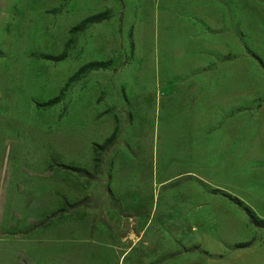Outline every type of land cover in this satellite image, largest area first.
Segmentation results:
<instances>
[{
	"label": "rangeland",
	"instance_id": "1",
	"mask_svg": "<svg viewBox=\"0 0 264 264\" xmlns=\"http://www.w3.org/2000/svg\"><path fill=\"white\" fill-rule=\"evenodd\" d=\"M263 99L264 0H0V264H264Z\"/></svg>",
	"mask_w": 264,
	"mask_h": 264
},
{
	"label": "crops",
	"instance_id": "2",
	"mask_svg": "<svg viewBox=\"0 0 264 264\" xmlns=\"http://www.w3.org/2000/svg\"><path fill=\"white\" fill-rule=\"evenodd\" d=\"M206 12H207L206 8H201V7L194 6L189 11L190 21L188 22V25H190V26H194L195 25L197 27L199 25V20L201 18H205L207 16Z\"/></svg>",
	"mask_w": 264,
	"mask_h": 264
},
{
	"label": "trees",
	"instance_id": "3",
	"mask_svg": "<svg viewBox=\"0 0 264 264\" xmlns=\"http://www.w3.org/2000/svg\"><path fill=\"white\" fill-rule=\"evenodd\" d=\"M263 101H264V99H263ZM47 103H52V100L48 101Z\"/></svg>",
	"mask_w": 264,
	"mask_h": 264
}]
</instances>
